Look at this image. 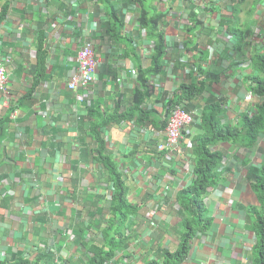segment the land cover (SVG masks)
Masks as SVG:
<instances>
[{
	"label": "crops",
	"instance_id": "1",
	"mask_svg": "<svg viewBox=\"0 0 264 264\" xmlns=\"http://www.w3.org/2000/svg\"><path fill=\"white\" fill-rule=\"evenodd\" d=\"M7 1L8 13L0 25V58L5 61L10 94L5 98L0 93V165L7 173L0 196V261L20 251L32 264L87 263L89 253L76 244L72 230L85 223L84 218L95 217L88 214L92 211L89 200L98 201L104 194L101 202L105 206L109 198L107 184L99 176L101 161L86 156V148L94 146V135L81 127L99 124L103 117L111 120L103 138L124 175L128 199L141 205L129 218L144 224L146 230L140 241L130 242L102 264L161 262L163 249L174 251L178 246L177 199L181 189L193 181L192 138L202 128L194 121L176 150H158L156 145L163 140L159 121L168 114L169 101L178 96L181 83L203 78L187 67L197 59L206 72L217 75L212 82H218L187 104L196 120L210 97L221 99V123L229 124H236L241 113L259 102L243 77L250 71V53H264V2L257 8L252 1L239 6L235 23L234 5L227 0L222 11L225 20L216 27L210 25V33L187 37L179 30L186 22L183 8L176 11L171 8L176 2L170 4L164 66L155 76L146 75L150 93L142 95V116L155 125L141 126L134 121L137 111L125 115L133 105L134 92L143 87L137 74L150 64L148 40L133 22V13L126 17L119 34L125 40H120L104 35V29L96 28L100 20L74 11L70 0ZM156 5L164 9L163 4ZM246 10L252 11V19L246 17ZM230 22L236 28L248 26L253 34L238 44ZM87 38L94 42L98 62L95 81L70 90L67 82L75 73L78 49ZM187 38L192 39L189 47L198 45L197 51L186 55L172 47ZM41 56L42 64L38 62ZM7 99L14 106L15 118L6 110ZM259 135L248 146L228 141L211 146L223 153L218 168L222 179L205 191L210 224L191 238L188 255L180 264H249L254 236L248 213L258 200L248 170L259 166L264 153V134ZM155 201L162 208L149 218L146 205Z\"/></svg>",
	"mask_w": 264,
	"mask_h": 264
},
{
	"label": "trees",
	"instance_id": "2",
	"mask_svg": "<svg viewBox=\"0 0 264 264\" xmlns=\"http://www.w3.org/2000/svg\"><path fill=\"white\" fill-rule=\"evenodd\" d=\"M69 1V0H68ZM225 0H204V4H197L195 0H181V5L184 6L183 12L188 14V19L194 23L192 27H186L187 33L191 32L192 35H201L203 31L210 33L208 29H205L202 25L203 19L206 13L212 9L220 11L221 3ZM232 2L235 23H237L239 17L236 9L239 8L245 1L244 0H230ZM157 0H70L69 4L74 11L78 13H88L92 19L100 20V25L104 26V35L119 36L120 40H125L119 34L125 24V12L137 13L138 29L145 30L144 37L148 40V49L150 55V64L148 67L141 68L137 74V80L143 84L141 90L134 92L133 105L130 112L127 111L125 115L134 114V121H139L141 126L147 124L155 125V123H148L147 119L142 116L144 112L143 104L145 103L142 95L149 96L150 89L148 82L146 83V75L155 76L164 62V57L167 53L166 36L164 34V28L167 22L162 20L164 15L160 12L156 5ZM260 2L264 0H252V6L256 7L261 5ZM159 3V2H157ZM161 4V3H159ZM169 6L165 9L164 14L167 13ZM257 8V7H256ZM9 9V3L7 0H0V25L6 18ZM126 9L127 11H124ZM181 9V8H180ZM233 13V12H232ZM252 11L247 12L246 17L251 18ZM225 20V19H223ZM221 20L220 23L223 21ZM232 33H236V40L238 44L246 36L252 33V30L248 26H241L236 28L234 22H230ZM229 26V24H227ZM245 27V28H244ZM236 28V29H234ZM244 30H242V29ZM40 34H44L41 32ZM191 38H187L183 42V47L187 51H197L198 45L196 44L189 47ZM41 42V39H39ZM134 42H131L133 44ZM234 45V44H233ZM136 46V43H134ZM134 46L133 49L134 50ZM236 46V45H235ZM42 47V45H40ZM174 49L179 48V44L172 46ZM196 48V49H195ZM236 50L239 53L245 54V50L236 46ZM38 54L40 50H37ZM42 53H45L42 51ZM240 61V60H239ZM248 69L250 70L243 77V81L249 85L248 89L259 96V103L256 104V115L250 116V110L241 113L240 118L237 121V125L229 123H221L222 107L221 102L216 97L207 98L205 106L201 109L196 120L200 125L201 132L199 135L192 138L191 154L194 156L193 181L188 186L181 189L177 203L180 207V221H179V238L178 246L176 250H162L161 262L158 260H146V264H180L188 255L191 246V238L196 236L197 233L202 232L208 224H210V218L207 213V208L204 203V194L206 189L210 186L216 185L217 181L222 179L218 168L221 165L223 153L219 150L211 148L212 145L228 141L238 146H248L257 141L259 134H264V53H251L249 57ZM38 62L42 64L43 56L38 58ZM198 66L197 77L203 76L202 79L191 80L188 83H181L180 96L178 101L185 108V99L192 101V99L198 97L203 90L208 87L209 83L217 79V75L214 73L206 72V69L201 67L200 61L195 62ZM191 67V66H190ZM250 67V68H249ZM192 74L194 72H191ZM144 102V103H143ZM179 104V103H177ZM172 106L168 108V114L170 113ZM189 108H186L188 110ZM11 109L8 110L10 112ZM167 114V115H168ZM105 115V114H104ZM166 115V116H167ZM125 117V116H124ZM196 119V117H195ZM168 120V119H167ZM155 121V120H154ZM110 118L106 119L101 117L99 124L90 123L89 126H82L83 131L89 130L94 135L95 143L94 147L86 148V156H91V160L98 163V159L101 161L99 172L105 176V182L107 184L106 191L108 194V203L103 205L101 198L104 194L99 196L98 201L89 200V208L92 210L91 216H95V220L90 219L87 221V225L78 224L77 230L73 229L74 238L77 245H81L85 248L87 255L86 264H102L107 258H111L119 250L126 248L131 241L136 237L135 228L129 229L126 220L130 216H134L140 205L132 203L128 199V188L124 175L118 168L117 161H114L109 149L106 146L104 140L103 130ZM161 126L166 125V117L163 121H159ZM81 128H79L81 130ZM148 128V127H146ZM145 128V129H146ZM82 131V132H83ZM264 136V135H263ZM97 144V146H96ZM254 165V164H253ZM251 177V185L256 194L258 204L254 206L248 213L249 228L253 232L254 243L251 248V258H249V264H264V153L258 167L252 166L248 170ZM111 182L110 185L108 183ZM2 191L0 192V194ZM105 196V195H104ZM107 211L113 216L101 232V241L97 242L95 237L89 242L86 228L96 227L99 229V218L103 219L104 212ZM97 216V217H96ZM133 225V224H132ZM91 229V228H89ZM132 234V235H131ZM12 257L6 261H0V264H32L26 260L20 251H13ZM91 256V257H90ZM148 259V257H147ZM34 264V263H33Z\"/></svg>",
	"mask_w": 264,
	"mask_h": 264
},
{
	"label": "clouds",
	"instance_id": "3",
	"mask_svg": "<svg viewBox=\"0 0 264 264\" xmlns=\"http://www.w3.org/2000/svg\"><path fill=\"white\" fill-rule=\"evenodd\" d=\"M197 1H199L201 4H204V0H197ZM225 1H227V0H225ZM230 3L232 4V2L230 1ZM249 3H250V1H249ZM249 3H246V4H249ZM162 4V3H161ZM228 4V3H227ZM227 4H225L224 3V1H222V3H221V8H220V11H217V10H214V9H212V10H210V11H208L207 13H206V15L204 16V19H203V23L204 22H206V25H202L205 29H208V30H210L209 32H211V29H209L210 28V25H213L214 27H216V24L217 23H220V21L221 20H223V19H226V17H223L222 16V11H223V9L227 6ZM246 4H242V5H246ZM160 5V4H159ZM167 7V5H165V4H163V8L164 9H162L160 12H157V13H159V14H163L164 15V17L162 18V20H166L167 21V16H168V14H169V8H168V10H167V13L166 14H164V12H165V8ZM240 7H241V5H240ZM160 8V7H159ZM124 11H127L126 9H124ZM129 13H131V12H125V20H126V14H129ZM231 14V13H230ZM234 14H235V12L233 11V13H232V18H234ZM238 15V14H237ZM134 17L136 18V21H137V24H138V20H137V13H135L134 14ZM184 20H186V22L183 24L184 25V27H192L193 25H194V23L193 22H191L189 19H188V14L187 13H184ZM184 22V21H183ZM166 23V26H165V28H164V34H165V29H167L169 26H168V24H167V22H165ZM181 32H183L181 29H179ZM140 32H145V30L144 29H142L141 28V31ZM186 34V36H188V34H192V33H185ZM251 34H253V31H252V33ZM247 36H249V35H246L245 37H247ZM253 36V35H252ZM88 40H90L91 42H92V44H93V51H94V42L91 40V39H89V38H87ZM242 41V40H241ZM183 42V41H182ZM184 43V42H183ZM165 44H166V47H167V50H168V45H169V43L166 41L165 42ZM176 44H179V43H177L176 42ZM262 44L264 45V38L262 39ZM82 45V44H81ZM81 47V46H80ZM180 49V48H179ZM79 50V49H78ZM181 51H183L186 55L187 54H189L190 53V51L191 50H189V51H187V49L186 48H184L183 47V49H180ZM192 52H194V51H192ZM149 53V52H148ZM251 53H258V52H251ZM251 53H250V55H251ZM77 54H78V52H77ZM149 57H150V55H149ZM250 57V56H249ZM94 58H95V54H94ZM2 59V58H1ZM76 59H77V56H76ZM3 60V59H2ZM97 61V60H96ZM197 61H199V59H197L195 62H197ZM3 62H4V66H5V61L3 60ZM195 62H194V64H191L190 66H187L188 68H189V72H198V66L195 64ZM141 66V65H140ZM164 66V65H163ZM163 66H161V70H162V68H163ZM6 69V68H5ZM97 69V68H96ZM184 69V68H183ZM95 73H96V70H95ZM6 74H7V71H6ZM218 82V80L217 81H215V82H212V83H209V85L208 86H210L211 84H213V83H217ZM207 88V87H206ZM205 88V89H206ZM204 89V90H205ZM71 90V89H70ZM75 90V89H74ZM203 90V91H204ZM203 93V92H202ZM201 93V94H202ZM250 93L252 94V96H256L254 93H252L251 91H250ZM5 98H9V86H8V77H7V92L5 93V94H3V93H1ZM201 94L198 96V97H200L201 96ZM180 96V93L178 94V96L174 99V98H171L170 99V101H169V107L170 106H172V109H171V111H170V117L173 115V113L174 112H176V111H179V112H183V113H185V114H187L189 117H190V121L189 122H187V123H185V124H183V126H182V128H181V132H180V135H181V137L179 138V142L181 141V140H183L184 139V137H185V135H187V133H188V127L194 122V121H196V119H195V117H194V115L189 111V109L188 110H186V108H188L187 107V104H189L191 101L190 100H184L183 102L185 103V108L183 107V105L182 104H180V101H178V97ZM257 97H259V96H257ZM218 99H220V98H218ZM177 103H179V104H177ZM259 103V102H258ZM258 103H255V104H253L252 106H251V108L249 109L250 110V116H252L253 114L254 115H256V111H255V106H256V104H258ZM9 109H11V111L9 112V116L11 115L13 118H15L16 117V114H15V110H14V106L13 105H10L6 110H9ZM223 110V109H222ZM248 110V111H249ZM222 114H223V111H222ZM169 117V118H170ZM169 118H168V120H169ZM222 119V115H221V118H220V120ZM167 123H168V121H167ZM232 125H237V123L236 124H232ZM238 127H240L239 125H237ZM95 146V145H94ZM93 146V147H94ZM92 148V147H91ZM113 160L114 161H116L114 158H113ZM3 165H0V192L2 191V193L0 194V196H2L3 195V193H4V190H5V188H4V185H3V181H2V178H3V176H4V174H5V178H6V176H7V173H5L4 172V170H3ZM118 168H119V165H118ZM99 176H100V179H102L104 182H105V176L104 175H102V173L101 172H99Z\"/></svg>",
	"mask_w": 264,
	"mask_h": 264
},
{
	"label": "built area",
	"instance_id": "4",
	"mask_svg": "<svg viewBox=\"0 0 264 264\" xmlns=\"http://www.w3.org/2000/svg\"><path fill=\"white\" fill-rule=\"evenodd\" d=\"M195 2L199 5L201 3L197 0ZM97 61L94 58L93 44L90 40L85 39L77 54V67L75 73L70 76L67 87L68 89L74 90L80 87L79 84H84L85 87L88 83L94 80L95 70L97 68ZM71 79V81H70ZM82 86V87H83ZM7 92V74L3 60L0 58V93L5 94ZM190 121V117L183 113L176 111L169 118L167 123V137L168 140L173 143L177 138V129L175 127H181L183 124ZM174 130L176 134H174ZM181 135H179V138ZM163 145H161V148Z\"/></svg>",
	"mask_w": 264,
	"mask_h": 264
},
{
	"label": "rangeland",
	"instance_id": "5",
	"mask_svg": "<svg viewBox=\"0 0 264 264\" xmlns=\"http://www.w3.org/2000/svg\"><path fill=\"white\" fill-rule=\"evenodd\" d=\"M245 2L243 3V4H246V3H249V1L251 2L252 0H244ZM157 2H159V3H162V4H165V5H167V6H169L170 7V4H172L173 2H176V4L174 5V7H171L173 10H176V11H178L180 8H183L184 9V6L183 5H181L182 7H179L178 5V0H157ZM156 2V3H157ZM159 3H157V4H159ZM241 6H243V5H241ZM127 15L128 14H126V17H127ZM185 21V20H184ZM134 23L135 22H137L136 21V18H135V20L133 21ZM204 25H206V22H204L203 23ZM96 28L97 29H99V30H103L104 29V27H102L101 25H99V24H97V26H96ZM179 29H181L182 31H183V34L185 35V33H187V31L185 30L186 29V27H180ZM186 36V35H185ZM187 37V36H186ZM179 48L180 49H183V42H179ZM70 81H71V79H70ZM95 81V77H94V80H92L91 82H94ZM90 82V83H91ZM90 83H88L86 86H85V88L90 84ZM84 84H79V86L80 87H82ZM84 87V86H83ZM77 88H79V87H77ZM76 88V89H77ZM212 88H214V87H212ZM75 89V90H76ZM253 97V96H252ZM8 98V97H7ZM6 106H10V102H9V100L7 99L6 100ZM147 111V110H146ZM159 114V113H158ZM170 114H168L167 116H165V115H162V117H166V121H168L167 119L170 117L169 116ZM177 129V138H176V140L173 142V143H171L169 140H168V137H167V122H166V125L161 129V132L163 133V140L161 141V142H159L157 145H156V148L158 149V150H165V149H170V150H176L177 149V147H178V144H179V135H180V132H181V127L179 126V127H175V130ZM175 130H174V134H176V132H175ZM166 132V133H165ZM161 145H163V147L161 148ZM50 156V158H52V156H53V154H51V155H49ZM207 190V189H206ZM204 198H205V196H204ZM203 198V199H204ZM105 203H107V202H105ZM132 203H134V204H136V205H140V204H138L137 202H132ZM172 203H170L169 205H171ZM148 208V213H147V216L149 217V218H151L156 212H155V210H160V208H162V205H159V202L158 201H155V203H150L149 204V206H148V204L146 205ZM140 207H141V205H140ZM139 207V208H140ZM157 214V213H156ZM93 217H90V218H84V221H85V223L84 222H81V224L83 223V224H85V225H87V221L88 220H90V219H92ZM111 218H113V216L111 215V213H110V215H109V213L107 212V211H105L104 212V214H103V219L102 218H99V229L98 228H96V227H89V228H91V229H89V228H86V230H85V232L86 233H88L86 236H87V238H88V241L89 242H91L92 241V239H93V237L92 236H96L95 237V239H96V241H101V232H102V230L104 229V228H106L107 227V224H108V222H109V220L111 219ZM93 220H95V217L93 218ZM126 223H127V226H128V228L129 229H132V228H135V234H136V237H134L133 236V238H134V240L133 241H131L132 243H134L135 244V242L136 241H140L141 239H142V237H144L145 236V233H144V231L146 230V226L143 224V225H141V224H139V223H137V222H135V221H133L131 218H128V220H126ZM133 224V225H132ZM70 234V236H72V234L71 233H69ZM199 233H197V235H198ZM74 235V234H73ZM132 235V234H131ZM195 237V236H194ZM96 243V242H95ZM130 245V244H129ZM128 245V246H129Z\"/></svg>",
	"mask_w": 264,
	"mask_h": 264
}]
</instances>
